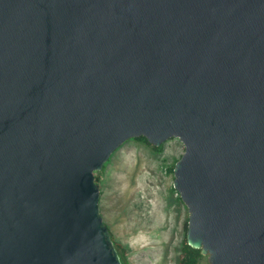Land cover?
Instances as JSON below:
<instances>
[{
    "label": "water",
    "instance_id": "water-1",
    "mask_svg": "<svg viewBox=\"0 0 264 264\" xmlns=\"http://www.w3.org/2000/svg\"><path fill=\"white\" fill-rule=\"evenodd\" d=\"M184 152L208 264H264V0H0V264H123L95 173Z\"/></svg>",
    "mask_w": 264,
    "mask_h": 264
},
{
    "label": "rangeland",
    "instance_id": "rangeland-1",
    "mask_svg": "<svg viewBox=\"0 0 264 264\" xmlns=\"http://www.w3.org/2000/svg\"><path fill=\"white\" fill-rule=\"evenodd\" d=\"M183 152L177 138L160 149L128 139L95 172L100 213L129 264H177L188 211L172 186L171 167ZM198 264H208L207 256Z\"/></svg>",
    "mask_w": 264,
    "mask_h": 264
},
{
    "label": "trees",
    "instance_id": "trees-1",
    "mask_svg": "<svg viewBox=\"0 0 264 264\" xmlns=\"http://www.w3.org/2000/svg\"><path fill=\"white\" fill-rule=\"evenodd\" d=\"M131 139L137 140V141H141V142H144V143L150 145V143L147 141V139L145 137H143V136H139V137L131 138ZM161 145H159V146L152 145V147L155 148V149H160ZM108 161H109V159H108ZM107 162L103 165L102 169L105 167ZM173 167H174V164L171 167V171L172 172H173ZM95 177H96L95 178V182L97 183L98 182V177L97 176H95ZM186 229H187V223L185 225V234H186ZM110 235H111V238L113 240L114 246H115V248H116V250L118 252L120 260L122 261L123 264H129V262L126 259V256H125L126 250H125L124 246L114 240L113 235H112L111 232H110ZM180 252L181 253H180L179 259L177 261V264H198L199 259L201 257H203V255L200 253V249L193 248V247H191V246H189L187 244L186 238H184V240H183Z\"/></svg>",
    "mask_w": 264,
    "mask_h": 264
}]
</instances>
